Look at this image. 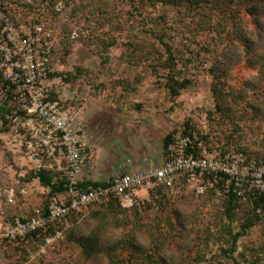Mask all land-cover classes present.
<instances>
[{"label":"rangeland","instance_id":"obj_1","mask_svg":"<svg viewBox=\"0 0 264 264\" xmlns=\"http://www.w3.org/2000/svg\"><path fill=\"white\" fill-rule=\"evenodd\" d=\"M33 1L53 31L46 83L84 144V178L153 166L182 126L264 155V0ZM7 130L0 121V217L21 220L66 193L39 183ZM158 187L130 208L109 197L71 215L45 251L40 238L0 241V264H264L262 207L183 177Z\"/></svg>","mask_w":264,"mask_h":264},{"label":"built area","instance_id":"obj_2","mask_svg":"<svg viewBox=\"0 0 264 264\" xmlns=\"http://www.w3.org/2000/svg\"><path fill=\"white\" fill-rule=\"evenodd\" d=\"M42 13L33 0H0V107L4 118L0 121L8 126L10 149L23 147L37 172L45 166L61 172L66 197L49 202L45 213L38 207L21 220L2 216L0 238L18 244L37 237L42 242L40 250L45 251L62 237L72 214L83 213L109 197L130 208L139 192L147 193L155 186L172 191L181 177L197 193H234L244 200L264 196V155L223 148L210 141L206 130L186 126L169 134L160 165L125 171L104 185L80 188L84 144L69 109L52 97L46 83L53 31Z\"/></svg>","mask_w":264,"mask_h":264},{"label":"trees","instance_id":"obj_3","mask_svg":"<svg viewBox=\"0 0 264 264\" xmlns=\"http://www.w3.org/2000/svg\"><path fill=\"white\" fill-rule=\"evenodd\" d=\"M2 113H3V108L0 107V119H4L3 116H2ZM168 139H169V134L165 137L164 142H163V146L166 145ZM240 150L246 152L243 149H240ZM60 176H61V172L60 173L56 172V171H54L52 169H49L46 166L41 168L40 171H38L36 173V178L38 179L39 183L42 186L49 188L50 194H58V193L62 194L64 192L66 193V187L64 186V181H63V179H60ZM55 177L57 178V180H56V182L52 183L53 178H55ZM104 184H105V181L85 182V183H79L78 186L80 188H82V189H85L88 186H97V185H104ZM228 195L230 196L231 199L234 198V199L241 200V201H247V200L248 201H253L255 203V205L260 206V207H262L264 209V196H259V197H256V198H251V199L244 200L241 197H238L234 193H228ZM53 200H56V199L53 198L51 201H53ZM102 201L96 202L93 205L101 203ZM47 205L44 206V207H41L43 213L46 212ZM72 215H76V214H72ZM256 219H258V217H256L255 219L247 220V222L242 225V228H241V230L239 232H236V233L232 234V245H234L236 243V241L238 240L239 237H241V236H243L245 234L247 228H249V227L254 225ZM63 232H64V229H62V236H63ZM33 238H37V237H33ZM0 241L4 242V243H7L5 238H0Z\"/></svg>","mask_w":264,"mask_h":264},{"label":"crops","instance_id":"obj_4","mask_svg":"<svg viewBox=\"0 0 264 264\" xmlns=\"http://www.w3.org/2000/svg\"><path fill=\"white\" fill-rule=\"evenodd\" d=\"M83 143V142H82ZM83 161H84V152H83ZM83 161H82V166H81V171H80V174H79V179H80V183H85V182H100V181H96V178H95V176L94 175H89L90 177L89 178H84L83 177V170L85 169V163H83ZM144 164H145V168L146 169H148V168H150V167H153V166H157V165H160L162 162H163V154L162 153H160V155H157L156 157H154L153 158V160H152V163H154L153 164V166L152 165H150L149 167H148V165L150 164L149 163V160H148V158L146 157L145 159H144ZM124 168H126V165H124L123 166ZM122 166H120V168L122 169L123 168ZM123 168V169H124ZM128 171V170H127ZM101 181H104V180H101ZM105 182H106V180H105ZM46 188V187H45ZM59 195V194H58ZM66 197V196H65ZM65 197H63V195H60V199L58 200V201H65L64 199H65ZM55 199V198H54ZM2 217V216H1ZM0 217V218H1ZM5 217V216H4ZM7 218V217H6Z\"/></svg>","mask_w":264,"mask_h":264}]
</instances>
